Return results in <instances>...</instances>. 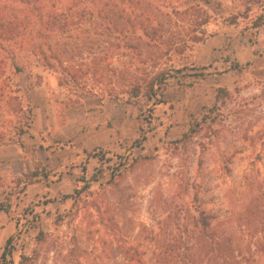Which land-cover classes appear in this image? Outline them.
<instances>
[{
	"label": "rangeland",
	"instance_id": "374dc122",
	"mask_svg": "<svg viewBox=\"0 0 264 264\" xmlns=\"http://www.w3.org/2000/svg\"><path fill=\"white\" fill-rule=\"evenodd\" d=\"M33 7L30 0H0V19L29 26L20 41L22 74L10 51L0 50V204L10 205L9 213L0 211V262L12 236L13 264L23 256L26 264H129L125 256L135 250L150 259L159 228L178 223L195 204L226 224L245 264H264V0H215L175 20L171 33L179 35L189 18L202 15L198 41L184 59L163 61L182 74L154 109L145 99L102 100L92 25L50 36L47 21L44 29L30 24ZM56 54L75 71L74 88L49 66ZM129 61L113 58L104 67L122 69ZM82 87L95 95L78 98ZM219 89L230 96L219 98ZM210 114L214 121L184 142ZM28 118L35 131L24 138L27 147L7 143ZM142 132L146 139L135 147ZM38 168L44 173L33 179Z\"/></svg>",
	"mask_w": 264,
	"mask_h": 264
},
{
	"label": "trees",
	"instance_id": "16d2710c",
	"mask_svg": "<svg viewBox=\"0 0 264 264\" xmlns=\"http://www.w3.org/2000/svg\"><path fill=\"white\" fill-rule=\"evenodd\" d=\"M19 1L23 2V0ZM30 2L35 4L32 8L34 11L30 17V24L44 29L43 23L47 21L50 24V30H48L50 36L57 35L56 33L61 28L68 29L63 32L65 34L73 29L81 31L87 25H92V32L97 37V40H92V44L95 45L98 42L99 47L96 55L99 59L96 58L98 62L94 64L97 67L93 74L98 78L102 100L109 98L129 103L145 99L150 104V109H154L166 103L164 95L168 82L177 79L182 74L180 69L163 67V61L171 57L184 59L191 44L198 41V36L194 34L197 33V27L201 26L202 15L200 14V17L193 15L189 18L187 28L179 35L171 33L172 25H176L175 20L181 16L190 17V12L199 9L201 4L213 5L215 0H177V5L186 6V10H180L177 6L172 7L170 2L164 0L163 4L162 0H118L116 2L110 0H30ZM26 4L28 5V2ZM61 7L64 8V12H61ZM47 9L52 10L49 16L44 14ZM154 14L160 16L165 24H161ZM15 22L18 23L17 27L14 25ZM258 22L259 27L263 26L264 16L260 17ZM23 23V19L16 17L13 20L12 18L0 19V50L5 53L10 51L12 68L17 75L22 74L25 67L18 60V56L23 53L22 44L25 43L20 41L27 36L29 29V26H24ZM84 34H90V32L83 33V36ZM50 36L47 39L51 38ZM85 40L91 43L90 36L83 39L81 36L76 38L77 42ZM7 43L10 45L7 46ZM101 55L107 56V59ZM41 56L44 60L48 58L46 53H42ZM113 58L120 60L126 58L131 61L124 62L122 69H114L110 64V70H108V67L104 65ZM49 59L56 62L55 65L51 63L49 66L57 69L60 77L67 80L65 82L67 86L74 88L78 81L73 68L65 65L62 56L58 54ZM235 68L236 70L243 69L239 64H236ZM106 71H109L111 75L107 74L105 80L104 72ZM59 86L62 84L60 83ZM86 86L85 82L84 87ZM78 87L80 86L77 85L76 88ZM84 87L81 89L86 90ZM33 88L34 86H30L28 90L31 91ZM93 93V90H86L78 94L75 90L74 95L82 99L87 95H95ZM221 95L224 98L230 96L227 90L219 89L218 97L220 98ZM150 109L149 112L152 113ZM148 116L149 125L153 117ZM208 120L214 121L211 114L206 115L202 122H196L190 132L184 136V142L196 135ZM27 121L31 122L24 124L20 121L14 126V135L8 139L7 143L18 145L21 148L27 147L23 138L30 136L33 125L30 118ZM146 136L142 132L141 138L135 142L137 145L135 147H142ZM40 173H44V168L36 169L31 177L37 179L41 176ZM43 177L49 178L48 173L46 172ZM102 178L103 170H100L98 175H95L94 181L99 182ZM66 197V199L73 198V196ZM9 209V204H0L1 212L7 214ZM182 211L183 216L178 223H168L159 228V234L152 240L158 248L150 259L146 258L144 253L135 250L131 254H126L127 262L129 264H245L235 246L233 237L227 231L226 224L221 222L219 217L195 204L188 206L183 211L184 213ZM14 240L15 237L12 236L6 242L0 264H13L11 258L14 251ZM28 260L29 258L23 256L20 264H26Z\"/></svg>",
	"mask_w": 264,
	"mask_h": 264
},
{
	"label": "crops",
	"instance_id": "0c3cea01",
	"mask_svg": "<svg viewBox=\"0 0 264 264\" xmlns=\"http://www.w3.org/2000/svg\"><path fill=\"white\" fill-rule=\"evenodd\" d=\"M33 129H34V131H35V127H34V128H32L31 130H33ZM31 135H32V134H31ZM34 135H35V134H34ZM25 137H27V136H25ZM25 137H24V138H25ZM30 137H31V136H30ZM24 138H23V140H24Z\"/></svg>",
	"mask_w": 264,
	"mask_h": 264
}]
</instances>
